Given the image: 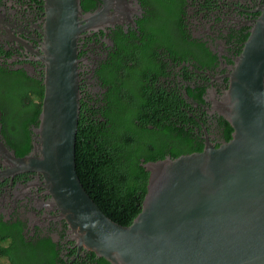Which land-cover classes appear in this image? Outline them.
<instances>
[{"label": "flooded vegetation", "instance_id": "1", "mask_svg": "<svg viewBox=\"0 0 264 264\" xmlns=\"http://www.w3.org/2000/svg\"><path fill=\"white\" fill-rule=\"evenodd\" d=\"M81 6V19L99 16L78 41L80 112L103 121L124 103L132 110L136 74L144 77L142 101L150 104L144 118L183 117V136L203 148L227 141L221 110L228 74L264 0H81ZM46 22V0H0V229L38 264H103L79 248L42 174L8 173L15 164L4 150L30 155L40 125L30 119L37 83L45 89ZM14 86L18 102L10 95Z\"/></svg>", "mask_w": 264, "mask_h": 264}, {"label": "water", "instance_id": "2", "mask_svg": "<svg viewBox=\"0 0 264 264\" xmlns=\"http://www.w3.org/2000/svg\"><path fill=\"white\" fill-rule=\"evenodd\" d=\"M45 93L30 155L35 171L86 248L111 264H264V6L237 57L222 115L232 138L219 147L144 163L141 212L128 226L108 217L76 169L81 92L78 41L99 13L81 19V0H46Z\"/></svg>", "mask_w": 264, "mask_h": 264}, {"label": "trees", "instance_id": "3", "mask_svg": "<svg viewBox=\"0 0 264 264\" xmlns=\"http://www.w3.org/2000/svg\"><path fill=\"white\" fill-rule=\"evenodd\" d=\"M143 82L144 77L133 74L132 110H128L124 103L118 112H106L105 120L101 121L87 117L81 108L77 133L76 169L81 182L101 210L124 226L132 224L142 209L150 175L144 163L164 159L167 155L176 158L204 149L203 144L183 136V117L173 119L166 116L159 122L143 117L150 105L142 101L147 94ZM44 92V87L37 83L34 94L39 101L31 104L33 116L30 119L36 125L40 124ZM10 95L13 101L18 102L21 97L19 88H11ZM225 121L228 125L225 138L229 141L234 129L228 120ZM147 124H153L154 128L149 129ZM31 147L27 145L25 151ZM15 245L16 239H9L0 229V257L5 258L8 264H38L30 254L23 257ZM53 246L50 242L52 257L56 255ZM91 252L89 255L95 260L97 254ZM101 260L103 264H111L103 257Z\"/></svg>", "mask_w": 264, "mask_h": 264}, {"label": "rangeland", "instance_id": "4", "mask_svg": "<svg viewBox=\"0 0 264 264\" xmlns=\"http://www.w3.org/2000/svg\"><path fill=\"white\" fill-rule=\"evenodd\" d=\"M0 264H8L5 258L0 257Z\"/></svg>", "mask_w": 264, "mask_h": 264}]
</instances>
